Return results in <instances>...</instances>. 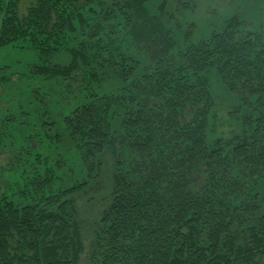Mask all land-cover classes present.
<instances>
[{
  "label": "trees",
  "instance_id": "1",
  "mask_svg": "<svg viewBox=\"0 0 264 264\" xmlns=\"http://www.w3.org/2000/svg\"><path fill=\"white\" fill-rule=\"evenodd\" d=\"M148 1L35 0L21 14L0 0V49L33 51L37 74L84 97L59 132L83 153L0 190V264H81L72 196L105 147L115 170L84 264H264V35L234 15L182 49ZM210 70L245 108L227 140L208 138Z\"/></svg>",
  "mask_w": 264,
  "mask_h": 264
},
{
  "label": "rangeland",
  "instance_id": "2",
  "mask_svg": "<svg viewBox=\"0 0 264 264\" xmlns=\"http://www.w3.org/2000/svg\"><path fill=\"white\" fill-rule=\"evenodd\" d=\"M34 2L20 0V13H26ZM146 4L151 12L160 15L163 22L169 24L178 38L175 39L178 47L182 49L187 44L182 37L184 34L188 35V42H196L210 29H222L225 20L234 15L245 22V29L253 28L264 35V0H149ZM139 57L142 64L148 62L143 53ZM68 61L66 52L54 59L57 64ZM37 63L36 54L29 49H0V67L8 65L9 69L4 78L0 76L1 191L7 189L9 182L21 183L20 175L24 170L29 172L31 165L42 171L45 161L50 166L52 163L69 164L70 155L79 156L84 151L71 138L61 135L63 128H70L64 120L66 111L80 105L83 94H78L76 89L74 93L63 91L61 94L56 80L49 82L35 72ZM209 72L215 104L211 110L208 138L227 140L236 135L243 122L241 114L245 108L222 81H217L215 71ZM21 111L31 113V118L20 116ZM46 112L48 118L43 115ZM50 117L54 122L50 121ZM35 156L40 157L37 162L33 159ZM94 168L97 176L87 179L86 186L72 196L84 248L81 264H84L91 249L97 220L109 202L115 170V156L111 149L105 147L97 153ZM70 174L64 176L66 185L75 181L74 175ZM14 186L10 187V191Z\"/></svg>",
  "mask_w": 264,
  "mask_h": 264
}]
</instances>
